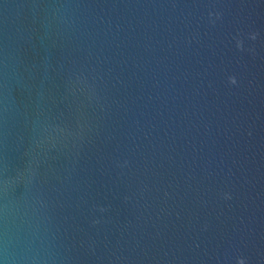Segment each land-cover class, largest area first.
I'll list each match as a JSON object with an SVG mask.
<instances>
[{
    "label": "water",
    "instance_id": "95a60500",
    "mask_svg": "<svg viewBox=\"0 0 264 264\" xmlns=\"http://www.w3.org/2000/svg\"><path fill=\"white\" fill-rule=\"evenodd\" d=\"M0 264H264V0H0Z\"/></svg>",
    "mask_w": 264,
    "mask_h": 264
}]
</instances>
